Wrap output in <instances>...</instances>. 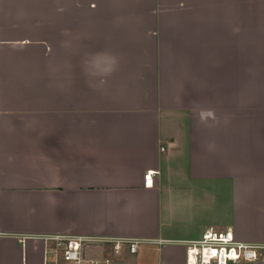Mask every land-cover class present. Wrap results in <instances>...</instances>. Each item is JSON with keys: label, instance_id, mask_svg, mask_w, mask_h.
Instances as JSON below:
<instances>
[{"label": "crops", "instance_id": "0c3cea01", "mask_svg": "<svg viewBox=\"0 0 264 264\" xmlns=\"http://www.w3.org/2000/svg\"><path fill=\"white\" fill-rule=\"evenodd\" d=\"M209 228L264 254V0H0V264Z\"/></svg>", "mask_w": 264, "mask_h": 264}, {"label": "built area", "instance_id": "2783aa9c", "mask_svg": "<svg viewBox=\"0 0 264 264\" xmlns=\"http://www.w3.org/2000/svg\"><path fill=\"white\" fill-rule=\"evenodd\" d=\"M148 170L144 174V186L152 185V175ZM53 248L48 250L51 264H110L109 258L93 259L84 254L86 245L93 241L82 236H55ZM127 247L135 252L138 242L130 240ZM120 243L115 242L113 252H118ZM264 262L260 246L243 242L228 230L206 229L199 239L186 243L185 264H258Z\"/></svg>", "mask_w": 264, "mask_h": 264}, {"label": "rangeland", "instance_id": "374dc122", "mask_svg": "<svg viewBox=\"0 0 264 264\" xmlns=\"http://www.w3.org/2000/svg\"><path fill=\"white\" fill-rule=\"evenodd\" d=\"M100 249L97 247V248H88V254L91 255L90 257L88 258H95V259H98V253L100 252L99 251Z\"/></svg>", "mask_w": 264, "mask_h": 264}]
</instances>
